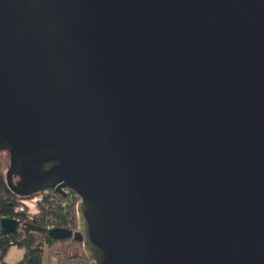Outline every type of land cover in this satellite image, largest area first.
Listing matches in <instances>:
<instances>
[{
    "label": "water",
    "instance_id": "95a60500",
    "mask_svg": "<svg viewBox=\"0 0 264 264\" xmlns=\"http://www.w3.org/2000/svg\"><path fill=\"white\" fill-rule=\"evenodd\" d=\"M4 150L92 264H264V0H0Z\"/></svg>",
    "mask_w": 264,
    "mask_h": 264
},
{
    "label": "trees",
    "instance_id": "16d2710c",
    "mask_svg": "<svg viewBox=\"0 0 264 264\" xmlns=\"http://www.w3.org/2000/svg\"><path fill=\"white\" fill-rule=\"evenodd\" d=\"M7 152L0 151V217L14 216L16 198L7 186L5 168ZM39 215L25 218V221L44 226L76 227L75 204L77 197L69 192L64 196L54 190L40 191ZM37 194V193H36ZM34 195V194H32ZM64 201V203H63ZM24 249L16 263H10L4 256L11 246ZM44 249L47 251V264L55 256L58 264H92L82 252L80 242L74 239L53 240L43 233L22 230L9 234L0 233V264H43Z\"/></svg>",
    "mask_w": 264,
    "mask_h": 264
},
{
    "label": "built area",
    "instance_id": "2783aa9c",
    "mask_svg": "<svg viewBox=\"0 0 264 264\" xmlns=\"http://www.w3.org/2000/svg\"><path fill=\"white\" fill-rule=\"evenodd\" d=\"M42 191H47V190H42ZM65 191H66V194L71 192L68 189H65ZM74 195L76 196V194ZM41 198L42 197L40 193L34 194L29 197H19V203L16 202L13 208L15 215L12 216L19 221L17 232L21 230V224L22 222L25 221V218L34 217V216L39 215V202ZM77 200H78V197H77Z\"/></svg>",
    "mask_w": 264,
    "mask_h": 264
},
{
    "label": "crops",
    "instance_id": "0c3cea01",
    "mask_svg": "<svg viewBox=\"0 0 264 264\" xmlns=\"http://www.w3.org/2000/svg\"><path fill=\"white\" fill-rule=\"evenodd\" d=\"M23 251L24 249L22 247L13 245L7 250L4 258L10 263H16L20 259Z\"/></svg>",
    "mask_w": 264,
    "mask_h": 264
},
{
    "label": "rangeland",
    "instance_id": "374dc122",
    "mask_svg": "<svg viewBox=\"0 0 264 264\" xmlns=\"http://www.w3.org/2000/svg\"><path fill=\"white\" fill-rule=\"evenodd\" d=\"M15 200H16L17 203H19V198H16ZM42 263L43 264H47V251H46V249H44ZM58 263L59 262H58L57 258L55 256H51L50 259H49V263L48 264H58Z\"/></svg>",
    "mask_w": 264,
    "mask_h": 264
}]
</instances>
